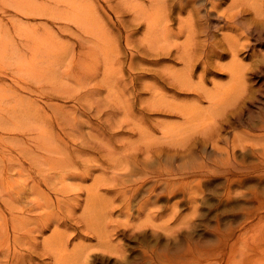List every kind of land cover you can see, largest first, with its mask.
<instances>
[{
	"label": "rangeland",
	"instance_id": "obj_1",
	"mask_svg": "<svg viewBox=\"0 0 264 264\" xmlns=\"http://www.w3.org/2000/svg\"><path fill=\"white\" fill-rule=\"evenodd\" d=\"M25 1L33 7L40 6L41 10L51 3L52 11L56 12L53 0ZM88 1L94 3L100 29L105 30L106 25L115 33L112 22L116 16L108 9L105 0ZM110 1L115 4L122 0ZM203 3L208 5L205 0H200L198 5L202 14H206L210 9ZM230 3L231 0H224L222 10ZM144 4L147 5L145 1ZM244 7L246 5L241 3L240 11ZM15 10L10 0H0V32L4 33V45L7 43L5 40H11L12 49L23 47L16 29L23 24L13 21L20 19L28 22L27 25L47 24L49 29L59 32L62 42L69 47H79L84 32L74 23L54 16L26 19L19 15L10 20L9 15ZM245 13L242 12L244 18H241L240 28L250 26L253 31L249 35L252 48L240 52L238 59L251 64L253 62L247 55L252 51L264 56V17L248 20L252 17ZM130 16L127 13L126 19ZM220 18L215 14L212 16L216 33H221L219 28L224 25V19ZM260 22L263 24L257 25ZM65 25L69 31H60ZM144 27L142 24L137 30L135 39L144 40ZM177 27V23L172 24L173 32L178 31ZM9 34L12 36H6ZM157 36L160 43L151 44L154 48L163 49L165 45L166 49H175L182 41L161 31ZM89 38L85 40L87 46L90 45ZM239 38L246 41L244 35ZM121 43L124 52V42ZM223 43L226 47V41ZM45 47L46 50L51 46L47 44ZM23 49L25 51L27 47ZM24 58L23 55L14 58L5 55L3 61L0 60V108L3 116L23 112L22 105L29 100L17 101L21 96L28 97L33 100V105L27 111L34 112L30 127H37L36 124L41 122L45 127L48 123L51 130L46 134L49 143L62 146L65 142L69 145L92 142L93 148L88 145L78 147L84 152L82 160L63 174L56 175L48 165L38 168L35 163L30 164L17 150V140L36 139L38 132L23 135L27 126L21 122L12 130L0 127V235L5 232L0 237V264H230L238 257L230 253L229 244L237 242V248L242 239L250 243L254 240L255 244L246 264H264V69L254 78L253 95L238 101L237 105H226L228 112L218 138H208L216 130L203 133L198 129L196 136L191 138L193 145L180 153L176 148L181 149L182 143L176 146L179 144L171 139L165 143L163 128L179 124L185 130L187 120L180 114L167 111L170 107L149 112L159 100L155 98L156 90L147 89L144 84L152 81L151 76L138 82L132 90L133 95H130L121 83H116L114 69L104 67L101 56L99 68L95 65L97 70L92 68L90 77L85 73L78 81L72 80L74 76L71 75L57 80L58 86L69 90L68 101L62 99V93H55L52 101H46V94L51 93L46 85L51 84L48 80L43 82L40 79L33 84L32 91H19L17 95L4 90L8 85L14 86L12 80L16 81L22 74L18 69ZM93 59L91 56L81 62L92 67ZM230 61L229 54L222 62ZM69 67L70 64L64 69ZM168 67L178 70L181 65L173 55H168L156 69L160 76H168L167 72H171ZM152 72L158 75L156 71ZM219 72L203 83L205 92L214 90V81L230 84L228 74ZM124 73L129 75L127 65L119 75ZM198 82L196 77L194 83ZM156 88L172 103H190L200 109H207L210 104L206 94L199 98L191 89H174L164 83H158ZM87 100L90 105L83 112L81 108L85 107ZM63 110L67 115H75V118L65 119V131L58 125L61 117L56 121L64 114ZM36 116L41 118L34 121ZM216 139L217 146H214ZM157 142L169 147L157 152ZM27 143L34 146L37 141ZM147 147L152 151L147 153ZM34 154L32 152L28 156ZM65 154L67 158L80 160L76 152L67 151ZM21 162L24 165L22 171L18 166ZM8 164L14 166V194L33 181H40L43 184L40 195L30 192L21 200L11 201L4 181ZM39 169H44L43 173ZM88 169H91L90 173ZM76 175L80 176L75 178ZM47 177L53 179L49 186L43 183L49 179ZM232 178L243 182L230 184L229 179ZM60 182L65 184V191L59 188ZM140 184L139 190L133 192L132 187ZM6 193L10 200H7ZM90 195L93 200L89 202ZM47 202L51 206H47ZM11 213L19 216L21 221L14 222ZM47 214L52 219L49 224L39 220L40 216ZM15 233L22 236L17 243L13 238ZM53 234L55 239L52 242L64 248L68 256H57L47 250L44 240L51 239ZM6 237L9 241L5 240ZM76 245L79 248L77 254L73 253ZM79 256L81 258H77Z\"/></svg>",
	"mask_w": 264,
	"mask_h": 264
},
{
	"label": "bare ground",
	"instance_id": "obj_2",
	"mask_svg": "<svg viewBox=\"0 0 264 264\" xmlns=\"http://www.w3.org/2000/svg\"><path fill=\"white\" fill-rule=\"evenodd\" d=\"M10 1L16 9L13 14L9 15L10 20L17 16L20 17L19 15L26 17V19L54 16L58 19L68 20V22L74 23L78 28L83 30L84 34L80 39L78 48L71 45L69 47L61 41L59 32L56 33L52 31L47 24L27 25L28 22L14 19V22L23 24V26L20 25L21 27L18 26L16 28L23 47L19 50L17 48L12 49L11 40H5L7 43L4 45V33L0 32V60L3 61L5 55H10L12 58L16 55H18V57L23 55L25 58L23 59V65L18 69L22 74L17 76L18 78L16 81L12 80L14 86L8 85L4 90L17 95L19 91H32L34 87L33 84H36L40 79L43 82L48 80L49 83L54 85L45 83L47 89L51 92L46 94L47 97L44 96L46 97V101H52L58 93H62V99L68 101L70 98V93H68L69 90L58 86L57 80L62 76L71 75L74 76V79L72 80L78 81L81 80V75L83 76L85 73L90 77L91 75H89V73L92 68L94 70H97V67L99 68V63L101 64L100 57L102 56L104 67L107 69H114L116 83H121L124 91H127L130 95H133L132 90L137 87L138 82L149 76L152 77L151 82H145L144 84L147 89L156 90L157 95L155 98L158 97L159 100L149 112L153 113L154 111L170 107L169 110H166L182 115L187 120V126L193 127V129H189L186 126V129L184 130V127H180L179 124L164 126L163 140L165 143H167L166 140H175V143L179 144L176 146H180V143H182L181 149L176 148L180 153H184L185 149H190L193 145L190 143L192 142L191 138L196 136L195 132L198 131V129L203 133H205V131L216 130V132H212L208 138L212 140H214L215 137L218 138L222 121L228 112L226 105H237L238 101H243L250 95H253L255 93L254 78L261 75L264 69V56L256 51H252L247 55V57L253 62L251 64L244 63L242 60L238 59L240 52L246 48H252L249 35L253 34V31L250 30V26H247V29H245V26L244 29L240 28L241 18H244L242 12H246L252 17H248V20H260L264 17V0H231V3L225 10H222L224 0H205L208 5L206 6V4L203 3V6L210 9L206 14H202L203 11L201 10V6L198 5L200 0H122L115 4L110 0H105L108 9L116 16V20L113 19L112 22L115 33H113L110 28H107L106 25L105 30L100 29L97 22L98 17L95 15V9L93 8L94 3H89L88 0H56V2L53 0L56 12L52 11L51 3H47L48 6L42 7L41 10L39 9L40 6L33 7L29 1ZM144 1L147 5L144 4ZM241 3L246 5L242 11H240L239 8ZM127 13H130L131 18L126 19ZM214 14L218 16V18L222 17L224 19V25L219 28L221 33H216L213 29L212 16ZM1 21L2 20L0 19V26L2 24ZM174 23L178 24L177 32H173V29L171 28ZM263 23L260 22L257 25ZM142 24L145 26V38L144 40H137L135 39L136 33ZM247 25L250 24L248 23ZM63 30L64 32L69 31L68 26L65 25L64 28H60V31ZM159 31L166 33L168 37L173 34L175 38L178 40L181 38L182 41L176 45L175 49L170 47L166 49L165 45L163 46V49L158 47L154 48L151 44L155 45L160 43L157 36ZM231 31H235L236 33H229ZM242 35L246 38V41L244 42L239 38V36ZM6 36L9 37L12 35L9 34ZM88 36H90L88 39L90 45L87 46L88 42L85 40ZM224 41H226V47H224ZM121 42H124V52L121 50ZM47 44L51 47L45 50ZM24 47H27L25 51L23 49ZM229 54L231 56V61L229 63H223V59ZM168 55H173L176 62L179 63L181 67L178 70L168 67L171 71L167 72L168 76L164 74L160 76L156 67L161 65ZM91 56L94 58L92 60V67L86 66V63L81 62L82 59L85 61V59L87 60ZM67 61H69L68 64ZM69 64V69H64V67ZM125 65L128 66L129 75L124 73V75L121 76L119 74L124 69ZM75 69H78V71H75ZM152 70L156 71L158 75L153 73ZM218 72L221 75H225L224 72H226L230 79V84L222 85L219 81H212L214 83V90L205 92L207 90L202 86L203 83L207 82L212 74ZM196 77L198 78V83H194ZM158 83L167 84L174 89H191L197 92L199 98L203 97V94H206V97L210 98L209 107L207 109H200L190 103H188V105L172 103L168 101L167 97L159 91V89L156 88ZM13 87L15 89H13ZM24 98H27L29 101H26L22 105L23 112L3 116V111L0 108V127L3 128L4 126L3 129L12 130L14 127L17 128V124L21 122L27 126V130L26 132H23V135L27 132V134L33 131L38 132L36 139L27 140L28 142L34 140L37 141V144L34 146L28 145L27 141H16V143L19 144L17 150L20 156L23 155L30 164L35 163L38 168H43L42 166L48 165L56 175H61L66 172L67 169L76 166L78 162L82 160L84 155V152L78 150V147L88 145V147L93 148L92 142H82L80 145H69L65 142L62 146H55L54 144L49 143V136H46V134L51 132L48 128V123H46L45 127L44 124L41 125L42 122L36 124L37 127H30V121L33 119L34 112L30 113L27 109L32 107L33 100L21 96L17 102L24 100ZM84 105L85 107L81 108L83 112L87 111V108L90 105L88 100ZM36 109L38 108H35V110ZM63 112L64 114L58 116L56 121L61 117V121L58 125L61 126L60 128L63 131H65V119L72 118L75 115L70 116L67 115L64 110ZM150 114L151 113L147 115ZM40 118V116H36L34 117V121L36 119L39 120ZM142 119L146 118L142 117ZM51 125L52 121H50V126ZM70 128L74 129L72 126H70ZM16 138L17 137L14 139ZM57 138L60 137L58 136ZM157 143H159L156 147L157 152L163 151L165 146L169 147L166 144L162 146L160 144L161 142ZM216 144L217 139L213 141V145L217 146ZM67 151L73 153L76 152L80 160L74 157L67 158L65 154ZM148 151H152V148L149 149L147 147L146 152L148 153ZM32 152H35V154L33 156H28ZM18 166L22 171L24 167L23 162H21V164L19 163ZM13 167L11 164H8L5 167L6 178H4L6 191L10 194L11 201L21 200L25 195H29L30 192L38 194L41 191L43 184L40 181H33L32 184L18 190L17 194H14L12 179ZM43 171L44 169H39L40 173H43ZM90 171L91 169L87 170L88 173H90ZM79 176L80 175H76L75 178ZM47 178L49 179H45L43 183L49 186L53 179L51 177ZM235 181H240L238 183L243 182L239 178L229 179L230 184ZM181 184H183V182ZM60 185L59 188L65 191V184L60 182ZM140 186L141 184L132 187V191L137 192ZM6 196L7 200H10L7 193ZM88 199H90L87 200L89 202L93 200L91 199V195ZM94 202L95 201H93V203ZM47 206H51V204L47 202ZM11 214L14 216V222L21 221L18 218L19 216H16L13 213ZM39 220L49 224L52 219L49 214H47L46 216H40ZM0 225L2 224L0 223ZM3 233L5 232H2L0 237ZM13 238L15 243H17L22 239V236L15 233ZM54 239L55 235L51 239L44 240L47 250L54 252L57 256H68L65 253L64 248H59L56 246V243L52 242ZM5 240L9 241L8 237H6ZM46 243L49 246H47ZM236 243L237 242H233L229 244V247L230 253L234 255V257H238V260H231L230 264H246L251 258L249 252L255 246L254 240L250 243L249 241L242 239L237 248L235 247ZM77 247V245L74 246L73 253L79 251V248ZM14 256H17V254L14 253ZM77 258L81 257L79 256Z\"/></svg>",
	"mask_w": 264,
	"mask_h": 264
}]
</instances>
